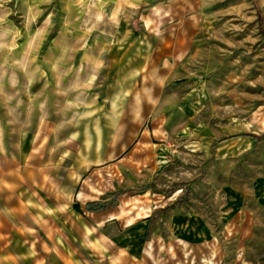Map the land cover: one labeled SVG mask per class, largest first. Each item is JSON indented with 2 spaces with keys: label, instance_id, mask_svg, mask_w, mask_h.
I'll return each instance as SVG.
<instances>
[{
  "label": "rangeland",
  "instance_id": "1",
  "mask_svg": "<svg viewBox=\"0 0 264 264\" xmlns=\"http://www.w3.org/2000/svg\"><path fill=\"white\" fill-rule=\"evenodd\" d=\"M108 5L0 0V264H264V0H146L118 18ZM144 58L171 74L143 122L155 119L163 134L151 141L168 148L150 170L121 177L115 161L94 157L121 116L132 146L121 73ZM143 81L129 89L152 86ZM121 190L110 218L129 224L156 206L150 257H119L120 225L99 226L84 209ZM172 212L202 216L213 244L169 240Z\"/></svg>",
  "mask_w": 264,
  "mask_h": 264
},
{
  "label": "crops",
  "instance_id": "2",
  "mask_svg": "<svg viewBox=\"0 0 264 264\" xmlns=\"http://www.w3.org/2000/svg\"><path fill=\"white\" fill-rule=\"evenodd\" d=\"M106 1L111 2V5H108L104 9L106 16L109 18L121 17V12L125 10L132 11L134 8H137L141 2H146V0ZM178 59L179 57L173 59L161 58L158 61L161 62L162 66H170ZM149 62L151 61L147 58L139 60L137 63H131V61H128L121 73V75H124V77H127L129 80L123 81V83L121 84L123 86V90L120 96L124 98L131 97L133 99L132 113L134 115V120L131 122V124L133 127L136 125L138 127V132L132 146L129 148L130 143L126 142L127 140L124 141V139H121L120 137V134L123 133V131L127 128L125 127L123 118L121 116V118H119V121H117L115 125V138L111 140V147L104 149V141L100 140L97 150V154L99 157H94L95 161L99 163L115 161L117 172L121 177H124V170L128 169L140 173H142L144 170H150V168L158 158L156 157L157 150L160 151V155L163 156L165 155V150L168 148L162 142L157 143L151 141L150 136L154 138H156L157 136L158 139L161 140L162 138L160 136L163 134V130L159 126H156V121L154 118L153 121H151L152 123L150 128L143 126L144 119L148 115L158 112L157 106L159 104V95L157 94V89L161 84L169 81L171 77V74L169 73V70L167 68L156 69L155 66H153L152 68V64H149ZM144 79L152 82V86L150 87L142 83L140 89H129L131 88V84H129V82L132 83L133 86L134 82H138L139 80L144 82ZM188 100L189 95L186 94L180 100V103L182 104L181 106H184V108H191V106H189L188 104ZM181 106H179V108ZM184 108L182 109L187 112L189 111ZM197 130L200 131V129ZM95 146H97V144L93 145L92 147L94 148ZM109 149L110 151L115 150V152H117V157H108L110 154ZM162 158H164L166 161L169 160V157H160L158 161L162 162ZM80 160L87 163V159H85L84 157H80L79 161ZM146 189L148 190L149 188ZM79 191H83L86 193V191L82 189ZM121 192L122 193L116 198L117 203L121 197L125 196L124 194L126 190H121ZM75 198L77 200H80L77 197V194ZM117 203L114 206L107 207L104 210L91 212L99 215L98 219L101 222L99 223L98 221L99 226L116 223L120 225V229L117 230L112 236L114 240L124 241L125 243V245L117 252L119 254V257H124L126 259L137 257L141 258L145 257V254L150 257L149 252L146 249L145 243L147 241L145 239H147L146 235L148 234L149 227L151 225V217L154 212L153 208H155L156 206H152L151 211L148 215L136 217L131 223L126 224L124 218H110L106 216L107 212L112 210L117 205ZM80 208L82 207H79V209ZM167 228L169 240L183 245H212L217 236V233L202 216L192 213H170L168 217ZM102 252L103 251H100V253Z\"/></svg>",
  "mask_w": 264,
  "mask_h": 264
},
{
  "label": "trees",
  "instance_id": "3",
  "mask_svg": "<svg viewBox=\"0 0 264 264\" xmlns=\"http://www.w3.org/2000/svg\"><path fill=\"white\" fill-rule=\"evenodd\" d=\"M257 19H258L259 29L261 30V33L264 34V28H262V16H261L260 13H258ZM121 193H122L121 191L114 192V193L111 194L112 198L108 199V200H105V201H100V200L88 201V202L85 203L84 208L87 211H99V210H104L107 207L114 206L117 203L116 198ZM74 208L77 211H80L78 205H74Z\"/></svg>",
  "mask_w": 264,
  "mask_h": 264
}]
</instances>
